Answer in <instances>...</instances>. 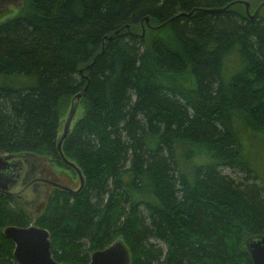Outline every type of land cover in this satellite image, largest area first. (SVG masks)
Listing matches in <instances>:
<instances>
[{"label":"trees","instance_id":"obj_1","mask_svg":"<svg viewBox=\"0 0 264 264\" xmlns=\"http://www.w3.org/2000/svg\"><path fill=\"white\" fill-rule=\"evenodd\" d=\"M232 1L24 0L0 21V153L74 171L56 139L86 86L62 142L84 185L52 188L34 218L0 194V264H18L3 228L31 222L67 264L116 239L130 264H252L242 242L264 234V6L255 18L240 2L203 9Z\"/></svg>","mask_w":264,"mask_h":264},{"label":"water","instance_id":"obj_2","mask_svg":"<svg viewBox=\"0 0 264 264\" xmlns=\"http://www.w3.org/2000/svg\"><path fill=\"white\" fill-rule=\"evenodd\" d=\"M236 2H240L245 7V13L249 18L257 17L260 9L264 6V0L260 2L252 13L249 11L250 4L246 0H236L228 3L223 8H203L206 11H220L225 10L229 6ZM21 6V0H0V6ZM193 10L188 13L183 12L173 16L171 19L178 15H190ZM147 26L149 17H144ZM164 23L153 28H158ZM128 27V25H126ZM115 30L114 33H117ZM144 33V27H142V33ZM112 35L104 36L103 40H110ZM103 47V43H102ZM103 51H100V53ZM99 53V54H100ZM93 57L92 62L86 64L84 69H88L97 56ZM87 78V76L85 75ZM86 86L82 91L77 92L71 98L69 107L65 114V118L61 124V130L58 131L56 139V149L61 160L68 166L72 167L76 172L78 185L73 188L67 184H64L58 180L51 178L50 176H43L40 173L43 167V161L41 157L31 152L21 153H0V194L7 196L20 205L29 215L34 218L38 213L34 214L28 208L32 205L41 204L46 201L49 194L44 192L43 185L50 186L52 188H59L71 193H77L84 185V176L80 168L71 160L66 158L62 151V142L70 133L72 126L76 120L75 112L79 104V100L82 97ZM2 233L4 236L12 240L14 244L13 258L18 264H67L65 262L57 261L53 258L50 250V237L47 229L34 224L29 223L26 226L7 225L3 228ZM243 247L248 252L252 264H264V234H253L246 237L243 242ZM87 264H130V252L126 244L119 239L110 243L102 249L94 250L89 255V261Z\"/></svg>","mask_w":264,"mask_h":264},{"label":"rangeland","instance_id":"obj_3","mask_svg":"<svg viewBox=\"0 0 264 264\" xmlns=\"http://www.w3.org/2000/svg\"><path fill=\"white\" fill-rule=\"evenodd\" d=\"M24 0H21V5L23 4ZM249 2L250 7H249V11L250 13L253 12V10L256 8V6L259 4V2L257 0H246ZM21 7V6H20ZM19 9V6H0V21L5 19L8 16L14 15V13L17 12V10ZM261 10V9H260ZM67 112V111H66ZM66 114V113H65ZM82 115V109L79 107V105L77 106L76 112H75V117L76 120ZM65 115L60 119V127L59 130H61V124L62 121L64 120ZM75 120V121H76ZM37 155V154H36ZM39 157H41L42 161H43V167L40 170L41 175L43 176H50L51 178L58 180L64 184H67L73 188L77 187L78 185V179H77V175L76 172L68 169L66 167L60 166L55 164L50 157L44 156V155H38ZM224 172H226L227 174H229L232 177H238V174L231 171L230 169H224ZM233 173V174H232ZM239 176L242 177V175L240 174ZM43 190L44 192H48L51 190L50 186L47 185H43ZM44 207V202H41V204H37V205H32L29 206L28 208L31 210V212H33L34 214L38 213L39 211H42Z\"/></svg>","mask_w":264,"mask_h":264}]
</instances>
